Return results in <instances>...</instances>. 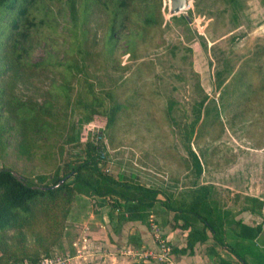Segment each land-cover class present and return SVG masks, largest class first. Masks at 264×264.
Here are the masks:
<instances>
[{
  "label": "trees",
  "instance_id": "1",
  "mask_svg": "<svg viewBox=\"0 0 264 264\" xmlns=\"http://www.w3.org/2000/svg\"><path fill=\"white\" fill-rule=\"evenodd\" d=\"M164 21L163 0H0V148L9 145L4 140L8 133L17 139L16 154L21 150L23 160H37L47 168L39 173L23 168L28 173L20 175L6 163L0 166V264L36 263L54 256L78 195L108 204L114 212L119 209L125 219L142 221H149L150 211L160 201L175 213V226L187 232L186 247L173 252L193 253L197 243L212 237L243 264H250L246 256L251 247L244 240L258 238L262 225L230 220L240 210L228 206L215 183L199 182L204 162L191 144L193 158L184 162L194 172L195 181L182 185L181 177L175 176L172 183L155 186L147 185L136 172L115 170L101 141L76 138L74 119L81 113V123L94 118L104 127V136L113 147L130 107L122 100L126 82L98 88L92 62L101 58L116 66L115 54L123 42L126 49L122 54L129 55V62L138 60L146 33H157ZM96 23L103 25L102 36L94 28ZM101 42L100 49H93ZM40 47L43 56L34 61ZM251 68L243 66L226 87L231 104L241 112L249 113L251 104L264 101V71ZM224 75L225 70L217 73L220 87L226 81ZM103 95L109 108L103 107ZM208 99L205 95L195 122L188 126L190 142L220 120V115H211ZM34 134H40L39 143ZM56 151H63L64 156ZM234 203L253 213L264 210V201L251 195H238ZM232 224L243 243L227 241V227ZM27 232L34 236L37 247L30 246Z\"/></svg>",
  "mask_w": 264,
  "mask_h": 264
},
{
  "label": "rangeland",
  "instance_id": "2",
  "mask_svg": "<svg viewBox=\"0 0 264 264\" xmlns=\"http://www.w3.org/2000/svg\"><path fill=\"white\" fill-rule=\"evenodd\" d=\"M189 2V10L173 17L168 14V0H163V26L157 33H146L138 60L129 62V55L122 54L126 49L123 42L115 54L116 66L101 58L92 62V76L98 88L126 82L122 100L130 107L116 131L113 147L109 145L112 167L128 174H150V179L158 184L172 183L175 176L181 177L182 185L191 184L195 174L187 170L184 162L193 158L191 144L204 162L199 182L215 183L224 200L234 202L236 196L244 195L239 191L264 194V101L256 100L249 113L241 112V108L237 110L231 104L226 90L243 66L264 71V0H237L235 4L223 0ZM94 28L103 35L102 23H96ZM101 45L102 42L93 49H100ZM42 56L40 47L34 61ZM128 65L132 66L127 68ZM219 70H225L222 87L216 77ZM205 95L209 96L206 104L211 115H220V120L190 142L187 129L195 122ZM103 99V107L109 108L107 96L103 95ZM79 118L81 113L75 115V134L84 142L87 127L97 121L93 118L81 123ZM34 137L37 143L40 134ZM4 140L9 145L0 148V166L6 163L20 175L28 173L23 168L32 173L47 170L40 161L23 160L21 150L16 154L13 148L17 139L10 134H5ZM56 154L64 156L63 151ZM28 242L32 247L38 246L30 233ZM63 244L64 236L55 246V254H66L67 244Z\"/></svg>",
  "mask_w": 264,
  "mask_h": 264
},
{
  "label": "crops",
  "instance_id": "3",
  "mask_svg": "<svg viewBox=\"0 0 264 264\" xmlns=\"http://www.w3.org/2000/svg\"><path fill=\"white\" fill-rule=\"evenodd\" d=\"M136 174L141 176L142 181H144L143 178L152 181H144L147 185L159 186L158 183L150 179V174L141 171ZM239 192L259 197L264 201V194ZM228 206L235 212L234 206L240 210L235 217L231 216L230 220H242L251 226L262 225V231L258 238L244 240V244L251 247L246 256L248 262L264 264V210L261 214L241 210V205H236L233 199H228ZM153 211L157 215L164 239L173 249L185 248L187 232L175 226L173 220L175 213L162 206L160 201L156 202ZM120 213V211H112L108 204L99 205L93 197L78 195L67 219L64 234L63 245L67 244L68 248L66 253L72 255L68 264H243L227 246L221 245L212 237L204 243H197L193 253L174 251L169 262L146 261L125 254L126 249L141 251L151 248L157 250L158 243L153 236L148 220L125 219ZM227 228L226 238L230 244L242 242L232 230H235L234 224ZM85 236L88 237V248L82 255H78L74 243Z\"/></svg>",
  "mask_w": 264,
  "mask_h": 264
},
{
  "label": "built area",
  "instance_id": "4",
  "mask_svg": "<svg viewBox=\"0 0 264 264\" xmlns=\"http://www.w3.org/2000/svg\"><path fill=\"white\" fill-rule=\"evenodd\" d=\"M104 127L98 125L97 123H91L86 131H85V141L90 139H94L96 141H101L103 144L107 146L109 151V144L107 142V138L103 133ZM119 211V209H117ZM149 222L153 232V236L158 243V249H143L141 251L134 249H126L125 254L132 255L134 257H138L140 259H145L146 261L155 260L158 262H169L171 259V255L173 253L172 246L164 239L160 223L158 221L157 215L154 211H150L149 213ZM74 246L77 249V254L82 255L84 251L88 248V237L85 236L80 241H76ZM72 259V255L70 253L66 254H55L52 257H45L41 261L36 263H22V264H68Z\"/></svg>",
  "mask_w": 264,
  "mask_h": 264
},
{
  "label": "water",
  "instance_id": "5",
  "mask_svg": "<svg viewBox=\"0 0 264 264\" xmlns=\"http://www.w3.org/2000/svg\"><path fill=\"white\" fill-rule=\"evenodd\" d=\"M168 2L169 16H176L182 14L190 8L189 0H168Z\"/></svg>",
  "mask_w": 264,
  "mask_h": 264
}]
</instances>
